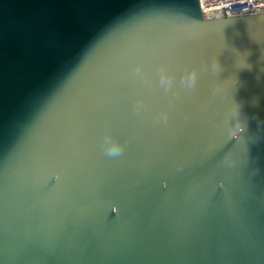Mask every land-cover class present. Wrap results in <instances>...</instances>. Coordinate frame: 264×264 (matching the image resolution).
<instances>
[{"label": "water", "instance_id": "water-1", "mask_svg": "<svg viewBox=\"0 0 264 264\" xmlns=\"http://www.w3.org/2000/svg\"><path fill=\"white\" fill-rule=\"evenodd\" d=\"M0 264H264V12L0 0Z\"/></svg>", "mask_w": 264, "mask_h": 264}, {"label": "built area", "instance_id": "built-area-1", "mask_svg": "<svg viewBox=\"0 0 264 264\" xmlns=\"http://www.w3.org/2000/svg\"><path fill=\"white\" fill-rule=\"evenodd\" d=\"M201 13L208 18L264 12V0H198Z\"/></svg>", "mask_w": 264, "mask_h": 264}, {"label": "clouds", "instance_id": "clouds-1", "mask_svg": "<svg viewBox=\"0 0 264 264\" xmlns=\"http://www.w3.org/2000/svg\"><path fill=\"white\" fill-rule=\"evenodd\" d=\"M162 81L166 84L170 83V80H168L166 77L162 75L161 77ZM186 82L189 84V86H194L196 82V73L195 71H192L189 73V75L186 78ZM120 151L118 147H112L109 149V154H116Z\"/></svg>", "mask_w": 264, "mask_h": 264}]
</instances>
